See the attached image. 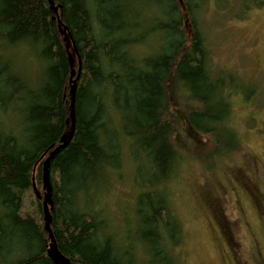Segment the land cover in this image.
I'll return each mask as SVG.
<instances>
[{
  "label": "trees",
  "instance_id": "obj_1",
  "mask_svg": "<svg viewBox=\"0 0 264 264\" xmlns=\"http://www.w3.org/2000/svg\"><path fill=\"white\" fill-rule=\"evenodd\" d=\"M53 1L58 15L49 0H0V264H55L43 167L70 136L79 72L75 134L50 163L51 229L59 252L72 264H178L173 250L181 229L162 191L179 162L169 117L172 78L198 103L187 125L213 138L212 156L238 148L227 125L232 93L226 90L237 79L212 68L200 22L206 0ZM20 47L37 60L34 77L15 64ZM127 153L149 173L138 209L141 257L132 243L108 233L93 208ZM33 195L37 213L25 210Z\"/></svg>",
  "mask_w": 264,
  "mask_h": 264
},
{
  "label": "rangeland",
  "instance_id": "obj_2",
  "mask_svg": "<svg viewBox=\"0 0 264 264\" xmlns=\"http://www.w3.org/2000/svg\"><path fill=\"white\" fill-rule=\"evenodd\" d=\"M200 22L215 74L222 71L237 79L236 87L226 90L232 93L227 125L238 148L212 156L213 138L193 133L187 125V115L198 103L172 78L169 117L179 162L162 191L181 229L173 254L178 264H264V5L206 0ZM17 50L15 64L34 77L38 63L33 53ZM125 159L95 196L93 208L106 220L108 233L120 244L132 243L141 257L138 209L149 173L129 153ZM37 208L35 195L28 197L25 210L37 213Z\"/></svg>",
  "mask_w": 264,
  "mask_h": 264
},
{
  "label": "water",
  "instance_id": "obj_3",
  "mask_svg": "<svg viewBox=\"0 0 264 264\" xmlns=\"http://www.w3.org/2000/svg\"><path fill=\"white\" fill-rule=\"evenodd\" d=\"M50 6H51V11L53 14L58 15V9L54 4L53 0H49ZM59 29L60 32L62 33V35H65V29H64V25L62 23V21L59 19ZM70 64L71 67L74 68V60L73 58L70 56ZM75 76V72L72 73V77ZM80 78V72L79 75L77 76V79L75 80L72 90H71V121H72V130L70 133V136L63 140L61 145L59 147H57L54 150V146L50 149L54 150L51 155L47 158V160L44 162V167H43V179H44V187L46 189V194L44 196V215H45V223H46V229L50 234L51 237V246H50V250H49V257L54 261L55 264H72L70 262L69 259H67L65 256H63L56 245L55 242V238L53 236L52 233V229H51V223H52V217L50 214V207L52 205V184L50 182V163L51 161L56 157V155H58L63 149H65L66 147H68V145L71 143L73 136L75 134V125H76V113H75V104H76V93H77V82ZM47 156V154L43 157L45 158ZM33 183H34V191L35 194L37 195L39 200H42V196L40 195L36 184H35V178L33 179Z\"/></svg>",
  "mask_w": 264,
  "mask_h": 264
},
{
  "label": "bare ground",
  "instance_id": "obj_4",
  "mask_svg": "<svg viewBox=\"0 0 264 264\" xmlns=\"http://www.w3.org/2000/svg\"><path fill=\"white\" fill-rule=\"evenodd\" d=\"M77 78V77H76ZM75 82V81H74ZM72 129V128H71ZM44 204V203H43Z\"/></svg>",
  "mask_w": 264,
  "mask_h": 264
}]
</instances>
